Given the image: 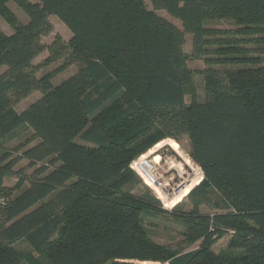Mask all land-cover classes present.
I'll return each mask as SVG.
<instances>
[{"label": "trees", "instance_id": "obj_1", "mask_svg": "<svg viewBox=\"0 0 264 264\" xmlns=\"http://www.w3.org/2000/svg\"><path fill=\"white\" fill-rule=\"evenodd\" d=\"M11 1L0 0V15L13 27L10 34L0 27V68L7 67L0 147L18 129L32 133L0 152V195L7 199L0 264H264V63L248 55L207 57L212 65H243L207 74L200 99L179 47L183 33L156 11L181 20L199 47L214 30L209 13L264 32V0H150L154 9L146 0H14L26 22ZM51 15L72 35H56L44 63L64 61L38 76L33 61L53 29ZM73 64L75 71L54 81ZM35 91L41 95L18 111L15 104ZM179 133L189 136V155L204 176L188 194L192 208L181 200L166 209L130 164ZM23 159L33 168L27 177L15 169ZM10 173L21 175L14 187L5 184ZM135 184L144 185L142 193ZM213 195L221 211L203 213ZM159 212L173 214L183 242L195 248L155 241L145 219ZM224 237L226 246L216 250ZM20 240L32 250L19 248Z\"/></svg>", "mask_w": 264, "mask_h": 264}, {"label": "rangeland", "instance_id": "obj_2", "mask_svg": "<svg viewBox=\"0 0 264 264\" xmlns=\"http://www.w3.org/2000/svg\"><path fill=\"white\" fill-rule=\"evenodd\" d=\"M31 2H39V0H30ZM146 4L149 9H154V5L150 0H146ZM9 6L16 13L19 19L23 22L29 20L28 13L16 2L11 1ZM160 15H163L167 19L174 22L181 29L183 33L184 40L179 46L186 56V70L189 71L190 77L189 81L193 84L196 91V96L200 99H204L206 96L205 92V76L207 74L215 72H223L226 68H235L237 66L243 65L237 62L224 61L220 64H209L207 62V57L214 55H248L254 57L259 61L258 63H264V38H261L264 32H245L242 28L235 24L233 21L227 18L220 17L219 14L209 13L207 16V26L213 32L206 33V40L198 47L193 41V31L185 27L184 23L178 18L174 17L165 9L156 10ZM51 23L53 25L52 31L42 38V43L45 45L43 51H41L38 56L34 59L33 64L39 67L37 75L40 76L47 72H53L59 69L62 65L64 58L56 59L48 63H44L46 59L50 56L49 46L54 42L56 35H61L64 40L68 41L72 35L71 30L57 15L50 16ZM0 27L5 33H12L13 27L9 24L4 17L0 15ZM219 30V31H218ZM230 45V48H223L221 46ZM225 53V54H223ZM240 53V54H236ZM44 63V64H43ZM40 65V66H39ZM77 68L76 64H73L64 70L61 69L55 74L54 81L59 82L64 77L70 75ZM7 67L2 66L0 68V76L4 73ZM41 95V91H35L28 97L22 99L20 102L15 104V108L21 111L29 106L31 102L37 99ZM187 99L190 100V93H187ZM32 133L30 128H21L15 131L8 138H4V146L0 147V152L5 149H12L14 146L20 142L26 140ZM3 139V140H4ZM79 142H83L80 138H77ZM190 149V138L186 133H179L169 136L168 138L162 140L161 142L154 145L149 151L144 153L149 159L156 157V171L163 173L167 170V161L165 157H160L162 153H168L173 155L175 165L173 166L177 172L169 174L167 173L165 177L161 179L163 186L161 187L162 194L157 195V197L162 201L163 206L166 209H173V207L184 200L185 209H190L193 206L192 199L188 196L192 188H194L200 180L203 179L204 173L201 166L195 162L189 155ZM138 158V157H137ZM135 160V159H134ZM133 160V161H134ZM132 163V162H131ZM170 163V161H169ZM16 170L21 169V175L27 177L31 175L33 168L28 166V161L26 159L21 160L15 167ZM202 169V173L200 172ZM183 173V175L178 176L177 174ZM10 173L5 178V184L8 187H14L19 181L21 175ZM174 180V182L172 181ZM145 182V181H144ZM147 184V183H146ZM132 189L136 193H142L144 189L143 184H135ZM15 191V190H14ZM218 202V197L216 195L212 196L210 202L202 205L200 210L203 213L213 214L217 211H221L216 203ZM224 210V209H223ZM146 226L149 229L151 237L162 244L170 245L173 247H182L185 251L195 248L197 244L192 246H186L183 242L182 232L184 230L183 225L175 218L170 212L163 213L159 212L155 215H150L145 219ZM228 242V237H224L218 241L216 244V250L220 251L226 246ZM16 245L25 250L31 251L32 247L25 241L20 240ZM152 263V262H151ZM104 264H111L110 262ZM154 264V263H153ZM155 264H168L164 262H156Z\"/></svg>", "mask_w": 264, "mask_h": 264}, {"label": "built area", "instance_id": "obj_3", "mask_svg": "<svg viewBox=\"0 0 264 264\" xmlns=\"http://www.w3.org/2000/svg\"><path fill=\"white\" fill-rule=\"evenodd\" d=\"M165 157V160L168 162L167 163V170L165 171V172H163V173H160V172H157L156 171V166H157V164H156V162L158 161V160H156V157H154L153 159H149V157L148 156H146L145 154H142V155H140L138 158H136L134 161H132V163L130 164V166H131V168L133 169V170H135L136 171V169L135 168H137V166H138V164H140V165H143L144 167H146L147 169H148V172H147V174L148 175H150V178L153 180V182H155V183H157L158 184V186L160 187V189H161V187L163 186V183L161 182V179L163 178V177H165V175L169 172L170 174H172V173H175V172H177V170L176 169H174L173 168V166L175 165V161H174V159L176 160V158L173 156V155H170V154H168V153H162V154H160V157L162 158V157ZM169 161H170V163H169ZM200 172L202 173V169H200ZM136 173L138 174V172L136 171ZM168 173V174H169ZM139 175V174H138ZM178 176H181V175H183V173H181V175H180V173H178L177 174ZM140 176V175H139ZM141 177V176H140ZM142 178V177H141ZM143 179V178H142ZM144 181V180H143ZM173 182H174V180H172ZM148 185V184H147ZM149 186V185H148ZM150 187V186H149ZM7 202V199H6V197L5 196H3V195H0V206H2L3 204H5Z\"/></svg>", "mask_w": 264, "mask_h": 264}, {"label": "bare ground", "instance_id": "obj_4", "mask_svg": "<svg viewBox=\"0 0 264 264\" xmlns=\"http://www.w3.org/2000/svg\"><path fill=\"white\" fill-rule=\"evenodd\" d=\"M138 174L143 178L145 183H147L151 188L155 190V192L159 195L162 194V191L157 183L153 182V180L150 178V175L147 174L148 169L144 167L143 165L138 164L137 168H135Z\"/></svg>", "mask_w": 264, "mask_h": 264}]
</instances>
